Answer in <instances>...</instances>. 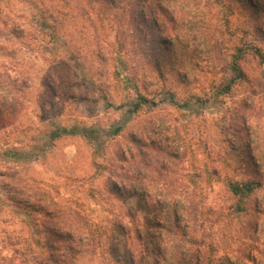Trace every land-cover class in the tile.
Returning <instances> with one entry per match:
<instances>
[{
	"label": "rangeland",
	"instance_id": "374dc122",
	"mask_svg": "<svg viewBox=\"0 0 264 264\" xmlns=\"http://www.w3.org/2000/svg\"><path fill=\"white\" fill-rule=\"evenodd\" d=\"M157 1L153 26L131 0H0V264L62 251L70 212L102 247L68 264H127L113 245L137 259L128 227L172 203L192 263L264 264V0Z\"/></svg>",
	"mask_w": 264,
	"mask_h": 264
},
{
	"label": "trees",
	"instance_id": "16d2710c",
	"mask_svg": "<svg viewBox=\"0 0 264 264\" xmlns=\"http://www.w3.org/2000/svg\"><path fill=\"white\" fill-rule=\"evenodd\" d=\"M106 1L112 6H121L125 0ZM132 2L136 4H132ZM130 3L132 4V9L135 7L134 12H130V14L134 15L136 10H138L142 20L146 16L153 17L150 19L152 20L153 26L158 24L154 19L156 18L154 14L165 12V10L161 9L157 0H150L149 2H147V0H131ZM41 23L45 24L43 19ZM8 31L15 37H21L25 32L22 26L17 22H11ZM259 56L264 60V55L259 53ZM231 70L238 78L241 77V71L237 63L231 65ZM116 74H119V71L116 72ZM229 88L230 84H226L222 89L218 90V94L226 93ZM139 101L147 102L142 96H140ZM152 102L156 104V101ZM118 130L119 129H116L115 132H118ZM52 136L58 137L56 132H54ZM253 185L254 183L252 181L227 182V186L231 193L239 197H245L250 194L254 189ZM41 212H43L47 219L57 221L59 218L57 215H52L45 211ZM78 216V213L70 212L64 221L66 223L68 222L66 235L69 244L66 243L62 251L60 250L61 247L49 241L39 244V241L35 240L36 245H39V250L44 256V260L40 259L39 262L36 260L34 264H68V260H75L78 256L89 255L93 257L96 247H98V245L102 247L98 241V232L91 228V224L88 223L91 222L89 219ZM76 219L78 220V224L75 225L74 222ZM80 219H82V221H80ZM30 220L36 228L38 225L37 220L34 217ZM156 220L157 223L142 226V231H140V227L135 225H133L134 227L131 226V229L128 227L129 234H133L137 240H142L143 242L142 254L137 259L133 256L134 254H131V256L128 251L124 250L122 240L117 241L116 245H113V253H115L116 256L118 255L121 259L125 255L127 264H200V260L196 257L195 263H192L193 256L191 251H189V247L197 243L204 244V241L203 239H195V230H190L189 224L186 221V215L179 213L174 203H172L170 209L161 214L160 218ZM37 231L38 230L35 229L34 232L37 233ZM119 235L121 239L124 236L120 232ZM119 247H121V249H119ZM19 254L20 252L18 255ZM227 260L231 262V259L227 258ZM209 262L207 258L206 264ZM19 264L29 263H27L26 260H21ZM201 264H204V262H201Z\"/></svg>",
	"mask_w": 264,
	"mask_h": 264
}]
</instances>
